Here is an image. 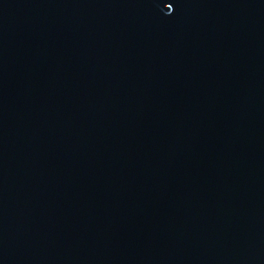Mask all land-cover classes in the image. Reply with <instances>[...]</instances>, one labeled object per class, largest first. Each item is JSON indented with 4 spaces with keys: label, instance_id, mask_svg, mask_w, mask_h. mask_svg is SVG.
<instances>
[{
    "label": "water",
    "instance_id": "1",
    "mask_svg": "<svg viewBox=\"0 0 264 264\" xmlns=\"http://www.w3.org/2000/svg\"><path fill=\"white\" fill-rule=\"evenodd\" d=\"M0 264H264V0H0Z\"/></svg>",
    "mask_w": 264,
    "mask_h": 264
}]
</instances>
